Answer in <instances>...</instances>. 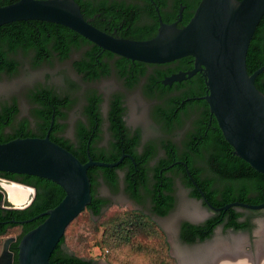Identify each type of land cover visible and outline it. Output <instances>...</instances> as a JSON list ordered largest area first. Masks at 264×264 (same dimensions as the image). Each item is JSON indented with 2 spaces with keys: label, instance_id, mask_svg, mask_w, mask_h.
<instances>
[{
  "label": "trees",
  "instance_id": "1",
  "mask_svg": "<svg viewBox=\"0 0 264 264\" xmlns=\"http://www.w3.org/2000/svg\"><path fill=\"white\" fill-rule=\"evenodd\" d=\"M14 1L16 0H0V5ZM75 1L79 4L84 18L87 19L83 0ZM199 1L154 0L152 8L147 13L143 12L145 7H142L138 1L136 4L115 1L112 3L111 8L105 5L101 9L96 8L94 10H100L102 16H105L106 19L111 17L109 27L104 28L99 24L96 27L119 37L149 39L157 32L159 15L163 22L171 23L177 20L179 8L183 6L182 17L177 21V26L181 27L188 22ZM156 6L158 10L155 9ZM116 7L119 12L114 11ZM131 8L134 9V12L130 11ZM73 51H76L77 56L71 59ZM18 55L29 57L33 67L44 62L52 63L56 59L59 61L71 59L73 69L86 80H92L101 74H110L112 68L109 62L111 60L114 64L113 67L120 71V76L126 78V74L120 69L121 65L124 62L137 61L103 49L62 24L40 19L16 20L0 25V74L13 75L18 71L21 64ZM151 64L156 66L157 69L163 70L159 71L156 76L157 79L161 80L171 73L192 68L193 57L188 55L170 62ZM263 64L264 15L257 25L248 47L246 55L248 73H252ZM183 84L191 85L183 91L180 89ZM254 84L264 93V71L255 77ZM69 86L71 89L75 87L73 83H70ZM205 89L204 78L200 72H197L187 79L173 81L172 87L163 89L158 97L164 103L162 105L160 103L155 104L151 109V116L155 123L160 129L170 133L176 125L175 120L170 118L169 114L175 108L179 109L187 118L193 110L204 105V117L194 120L193 126L184 132L181 144H177L171 139H154L145 145L147 147L142 153H138L135 145L139 143L140 134L138 130L133 135L130 134L129 128L122 119L124 108L121 106L120 96L116 94L109 110L110 128L113 135L111 147L107 151H97L93 146V141L98 136L97 133L102 119L98 106L101 98L95 90H86L83 93V99H86L87 103L83 104L84 109L81 116L85 117L90 128L87 129L81 118L77 117L76 136L78 145L76 146L61 133L66 128L69 110L76 104L77 99L70 92L60 93L45 85L35 86L27 93L31 105L29 117L36 122L34 128H31L28 117L16 121V115L19 111L16 100L0 104V142L15 137L44 136L50 127L53 115V124L49 132L50 139L71 151L81 162L88 159L87 149L94 160L106 162L115 161L122 152H127L136 161L138 169L143 170L146 169L144 167L146 162L156 155V146L160 144L166 154L159 158L151 170L158 179L157 183L160 181L158 174L161 170V177L164 178L163 191H172L173 181L171 177L178 175L181 176L182 181L187 186L193 188L191 192L193 196L201 197L189 180L184 165L181 162L173 163L174 159H177L187 164L189 172L212 205L218 207L231 201L260 203L264 200V194L258 198L248 195V191L264 192V174L256 171L248 162L233 153L231 145L224 138L214 116L210 114L206 100L201 97L199 99L194 98L203 93ZM173 90H180V95L175 99L172 97L165 99V96ZM149 95L152 96L151 93ZM209 116H212V122L206 130ZM181 123L182 120L176 119L177 125ZM6 128L7 130H5ZM92 133L93 137H90ZM198 141L199 144L196 146ZM125 164L130 167V171L134 170L133 162L130 159L122 161L119 167ZM115 169L116 167L104 166H91L88 168L87 172L91 181V202L68 224L62 238L50 255L49 264H97L98 260L94 257H84L67 252L64 250L63 244L68 227L83 212L87 211L94 217L103 215L101 206L107 205V200L95 194L94 187L97 182L92 174L101 171L106 182L115 187ZM167 174L172 176L167 177ZM0 176L17 180L35 188V197L27 207L23 209L0 207V236L5 235L13 227H20L16 240L10 245V250L13 252V264H18L17 245L21 236L42 222L45 216H39L24 223L11 222L10 220L28 219L54 207L63 198L64 191L54 181L36 175L0 171ZM161 194L165 198V208H162L159 213L164 214L173 206L174 199L172 195L167 196L165 192ZM1 197L0 192V200ZM110 207L107 206L105 209ZM242 214V211H238L236 207H230L226 210L215 211L214 215L202 224L184 222L181 226L180 237L186 243L203 241L211 235L213 227L218 224H221L224 229L248 230L251 226L250 221L248 219L241 220ZM113 217L114 215L104 223L102 234L116 239L115 241L118 243L123 241L133 244L136 241L137 233L142 234L150 229L157 236L162 235L157 225L141 212L125 210ZM158 264L166 263L162 261Z\"/></svg>",
  "mask_w": 264,
  "mask_h": 264
},
{
  "label": "water",
  "instance_id": "2",
  "mask_svg": "<svg viewBox=\"0 0 264 264\" xmlns=\"http://www.w3.org/2000/svg\"><path fill=\"white\" fill-rule=\"evenodd\" d=\"M166 23L160 15L156 34L149 39H130L103 31L87 21L75 0H16L0 5V25L16 20L40 19L62 24L99 47L147 63H165L192 56L193 67L165 76L164 84L187 79L200 72L206 85L201 96L209 106L233 153L264 174V93L254 84L264 64L248 73L246 55L254 31L264 15V0H200L188 22ZM44 136L15 137L0 142V171L24 173L50 179L60 185L63 198L57 205L24 220H44L24 233L17 245L18 264H49V258L68 224L91 202V166L115 167L127 154L111 162L88 159L81 162L71 151ZM190 176L187 164L181 162ZM191 177V176H190ZM192 179V178H191ZM197 185L196 181L192 180ZM203 201L213 211L230 207L261 209L260 203L231 201L212 205L202 190ZM0 207L23 209L35 197L31 185L0 176ZM16 237L3 240L0 264H13L10 245ZM102 264H108L103 262ZM179 264V263H178Z\"/></svg>",
  "mask_w": 264,
  "mask_h": 264
},
{
  "label": "rangeland",
  "instance_id": "3",
  "mask_svg": "<svg viewBox=\"0 0 264 264\" xmlns=\"http://www.w3.org/2000/svg\"><path fill=\"white\" fill-rule=\"evenodd\" d=\"M77 53L71 55V59ZM21 62L18 71L13 75L0 74V104L16 100L21 108V112L29 116L30 102L27 93L30 89L38 85H45L54 88L60 93L70 92L77 99L76 104L69 111V119L66 125V132H71V121L81 117L83 106V93L86 86H82L75 81L76 73L71 65V59L63 61L54 60L52 63H41L33 67L29 57L18 55ZM73 83L75 87L69 86ZM104 95L117 90L118 81L114 77L100 79L92 84ZM125 99L127 101L126 120L128 124L139 127L145 138L156 139L160 135L159 126L153 120L149 100L135 88L126 90ZM116 203L110 208L102 211V216H91L87 211L83 212L67 229L66 239L63 244L64 250L84 257H94L98 261L108 264H158L163 261L166 264H206L210 261L214 245L215 248H227L233 252L242 241V251L255 256L256 240L260 236L258 230L264 229V213L257 215L252 232L235 231L224 229L219 225L214 234L204 241L186 243L176 235V224L181 217L186 216L194 210L200 211L201 207L196 201L190 199L183 187L177 186V204L175 209L166 218V232L161 226L154 222L162 232L156 235L153 230H148L142 234L137 233L136 241L133 244L128 242H116V239L109 238L102 234L107 219L114 217L127 210L121 205L122 199H116ZM113 217V218H114ZM163 226V224H162ZM98 227V229H97ZM20 227L16 226L0 236V251L3 240L6 237H16ZM264 246V239H263Z\"/></svg>",
  "mask_w": 264,
  "mask_h": 264
},
{
  "label": "flooded vegetation",
  "instance_id": "4",
  "mask_svg": "<svg viewBox=\"0 0 264 264\" xmlns=\"http://www.w3.org/2000/svg\"><path fill=\"white\" fill-rule=\"evenodd\" d=\"M115 1H125L126 3L132 2L134 4H136L138 1V3L142 7H145V10H143V12H145V13H147L150 10V8H152L151 6L154 2V0H83L84 10H85V13L87 16L86 20L89 21L94 26L99 24V25L103 26L104 28L109 27L110 23H111V17H108L106 19L105 16H102L100 10H96V11H94V10L96 8L101 9L105 5H107L109 8H111L112 3ZM155 9L158 10V7L156 6ZM114 11L119 12V9L116 7ZM130 11L134 12V9L131 8ZM73 53H76V51H73L71 53V55ZM109 64L111 65V68H112L110 74H107V75L101 74L99 77L94 78L92 80L84 79L83 76L81 74H79L74 69V71L76 73L75 81L82 86H86V88H87L86 90H95L97 92V94L100 95V98H101V100L98 103V106H99V110H100L102 119H101V122L99 125V130L97 133L98 136L94 139L93 146L95 147V149L97 151H102V150L107 151L111 147V140H113V135H112V130L110 128L111 124L109 121V110L111 108L112 100L114 99V96L117 94L118 96H120V103H121V106L124 108L122 119L124 120L125 125L129 128L130 134L133 135V133L136 130H138V132L140 134L139 143L135 145V149L138 153H142L145 150V148L147 147V146L145 147V145L148 144L149 141L154 140V139L145 138L143 136L142 130L139 127H137L135 125L128 124V121L126 120L127 101L125 99V93L124 92L126 90H132V89L137 88L141 92V94L150 101L148 106H149L150 114H151V109L155 104L160 103L162 105L164 103L163 100L158 97L160 92H162L163 89H166V87L167 88L172 87L173 82L171 84H164L162 82L163 79H161V80L157 79L156 76L158 75V72L163 71V70L157 69V67L153 66L151 63L139 62V61H133L132 63L124 62L123 65H121L120 69L123 73L126 74V78L120 76V73H119L120 71L116 70L113 67L114 64H113L112 60L109 62ZM99 70H100V68H99ZM107 77H114V79L116 81H118L117 90L109 93L108 95H104L96 87H94V86L90 87V84H92V83H94L100 79L107 78ZM190 85L191 84H185V85L183 84L180 89L184 91ZM205 91H206V89L204 90L203 93H201L199 96L194 97V98L199 99L201 96H203L205 94ZM149 93H151L152 96H150ZM180 93H181L180 90H173L171 93H169L165 96V99H168L170 97L175 99V97L180 95ZM86 103H87V101H86V99H84L83 104H86ZM83 109L84 108L82 106V110ZM18 110L19 111L16 115V121L18 122L23 117H28L31 128H34L36 126L35 120L32 119L31 117L23 114L21 112V108L19 107V105H18ZM82 110H81V112H82ZM204 114H205L204 113V105L193 110L188 115L187 118H185L186 116H184L183 113L179 111V109L175 108L174 111L169 114V117L172 118L173 120H175V125H176L175 128L170 133H166L165 131H163L162 129L159 128L160 129V135L155 140L171 139V141H173L177 144H181L182 138L184 136V132L188 128H191L193 126L195 119L204 117ZM80 118H81L82 122L85 124V127L87 129H89L90 125L88 124L85 117L82 115ZM68 119L66 120V122L68 121ZM76 119L74 118L71 121V125H70L71 132H70V134H68L66 132V129H64L61 134L64 135L71 142H73L74 145L77 146L78 145V139L76 136V131H77ZM176 119L182 120V123L177 125ZM211 122H212V116H209L208 125L206 126V130L208 129V126L210 125ZM5 130H7V128ZM206 130H205V133H206ZM90 137H93V133L91 134ZM198 144H199V141L196 144V146H198ZM122 153L127 154L126 156H124L122 161H124L126 159H130L133 162L134 170L130 171V167L126 164L122 167H119V165L122 163V161L119 165L115 166L116 167V169L114 171L116 174L115 187L110 186L106 182L101 171H97V172H94L92 174L93 178L97 182L95 187H94L95 194L97 196L105 198L107 200V205L101 206L102 211L107 206L114 205L117 201L116 200L117 198L122 199L121 203H124V204H121V205L125 206L127 210L137 211V212H141V213L147 215V217H149L152 221L158 223L161 226V228L165 231V233L167 234V232H166L167 226H166L165 221H166V218L169 216V214L176 207V204H177V186H178V187H183L186 190L188 197L190 199H192L193 201H196L198 203V205H200V207H201L200 211L193 209V211L189 212L186 216L181 217L180 220L177 222L175 231H176V235L180 239H181L180 230H181V226L184 222H189L191 224H202L208 218H210L214 215L215 211L211 210L208 207V205L205 204L202 197L199 198V197L193 196L191 194L193 188L190 186H187V184L182 181L181 176H178V175L172 176L170 174H167L166 175L167 177L172 176L171 179L173 181V184H172L173 189L171 192H168L166 190L165 191L162 190L163 189L162 186L164 184V178L161 177V170H160V173L158 174V176L160 177V181L158 183H157L158 179L155 177L154 172L151 170V168L157 163L159 158H161L162 156H164L166 154V151L161 147L160 144H158L156 146V155L152 159H150L146 162V165H144V167H146V169H143V170L138 169L137 163L130 153H127V152H122ZM89 155H90V153H89ZM87 157H88V154H87ZM178 162L180 163L182 161L177 160V159H174V161H173V163H178ZM187 176H188L189 180L192 182V184H193L192 180L196 181L193 178L191 173H190L191 177L188 174H187ZM193 187H195V189H197V190L200 188L198 183H197V185L193 184ZM164 192H165V194H167V196L168 195L173 196V199H174L173 203L174 204L170 209L167 210V212L162 214L159 212L161 211L162 208H165V203H164L165 198L162 197V194H161ZM202 192H203V190H202ZM263 194H264V192H260L257 190L250 191V192L248 191V195L258 197V198L261 197ZM236 209L238 211H242V213H243L242 216L240 217V219L241 220L248 219L250 221V224H251L250 229L241 230L242 232H252V229H253L254 223L256 221L257 215L260 213H264V208L253 210V209H248V208L237 207ZM162 224H163V226H162ZM219 225H221V224H218V225L213 227L212 233L208 238H210L214 234L216 228ZM102 263L103 262H101V261L97 262V264H102Z\"/></svg>",
  "mask_w": 264,
  "mask_h": 264
},
{
  "label": "bare ground",
  "instance_id": "5",
  "mask_svg": "<svg viewBox=\"0 0 264 264\" xmlns=\"http://www.w3.org/2000/svg\"><path fill=\"white\" fill-rule=\"evenodd\" d=\"M259 240L257 241L256 253L255 256H252L250 253L242 251V241L240 240L241 245H238L233 252L229 251L227 248L224 249L219 247L215 248L218 244L214 245L213 251L211 253L210 261L206 264H264V229L260 228L258 230Z\"/></svg>",
  "mask_w": 264,
  "mask_h": 264
}]
</instances>
